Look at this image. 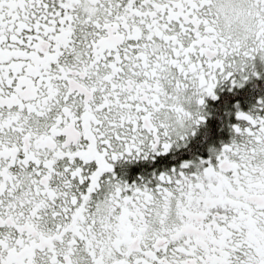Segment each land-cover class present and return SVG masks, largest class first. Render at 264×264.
Returning <instances> with one entry per match:
<instances>
[{
    "label": "snow or ice",
    "instance_id": "snow-or-ice-1",
    "mask_svg": "<svg viewBox=\"0 0 264 264\" xmlns=\"http://www.w3.org/2000/svg\"><path fill=\"white\" fill-rule=\"evenodd\" d=\"M240 3L243 39L219 0H0V264H264Z\"/></svg>",
    "mask_w": 264,
    "mask_h": 264
},
{
    "label": "clouds",
    "instance_id": "clouds-1",
    "mask_svg": "<svg viewBox=\"0 0 264 264\" xmlns=\"http://www.w3.org/2000/svg\"><path fill=\"white\" fill-rule=\"evenodd\" d=\"M218 27L227 35L243 39L253 21L240 0H219Z\"/></svg>",
    "mask_w": 264,
    "mask_h": 264
},
{
    "label": "flooded vegetation",
    "instance_id": "flooded-vegetation-1",
    "mask_svg": "<svg viewBox=\"0 0 264 264\" xmlns=\"http://www.w3.org/2000/svg\"><path fill=\"white\" fill-rule=\"evenodd\" d=\"M210 123L212 124L213 131H215V124H216V121H215V119H213V120H212ZM222 134L226 136V135H227V132H226V130H224V131L222 132Z\"/></svg>",
    "mask_w": 264,
    "mask_h": 264
}]
</instances>
